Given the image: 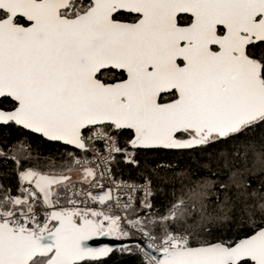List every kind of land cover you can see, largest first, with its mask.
Returning <instances> with one entry per match:
<instances>
[{"label": "snow or ice", "instance_id": "6c2138e0", "mask_svg": "<svg viewBox=\"0 0 264 264\" xmlns=\"http://www.w3.org/2000/svg\"><path fill=\"white\" fill-rule=\"evenodd\" d=\"M8 124L74 151L60 171L20 170L13 157L19 191L0 184V264H98L114 249L89 241L135 234L158 253L147 264H264V151L219 184L243 197L240 238L212 237L230 217L207 211V182L164 215H128L141 188L140 207H153L151 180L127 184L111 167L117 155L138 164L135 152L210 146L264 125V0H0ZM64 169L90 189L113 187L77 191Z\"/></svg>", "mask_w": 264, "mask_h": 264}, {"label": "trees", "instance_id": "16d2710c", "mask_svg": "<svg viewBox=\"0 0 264 264\" xmlns=\"http://www.w3.org/2000/svg\"><path fill=\"white\" fill-rule=\"evenodd\" d=\"M3 106L8 107L6 101ZM125 139H120L122 146ZM69 151L74 150L59 143L48 142L13 124L0 125V184L10 188L13 194L19 191L18 165L13 157L20 161V170L31 167L45 172L60 171L67 161L66 153ZM129 151L133 150L129 148ZM261 151H264V125L210 146L135 152L138 164L127 163L125 157L117 155L111 167L119 181L141 183L146 178L151 180L153 207L146 210L136 203L135 212L130 210L128 215H164L170 205L187 192L190 185L207 182V191L210 193L207 211L214 217H230V220L215 226L212 237L240 238L247 231L239 224L238 216L243 197L235 188L225 193L219 184L226 179L232 168L244 167L245 154L251 164L254 154ZM76 155L80 156L81 153L77 152ZM66 172L64 169V174ZM250 179L252 188H257L261 183V177L255 173ZM132 237L135 236L127 238ZM127 249L113 251L98 264H147L135 246Z\"/></svg>", "mask_w": 264, "mask_h": 264}, {"label": "built area", "instance_id": "2783aa9c", "mask_svg": "<svg viewBox=\"0 0 264 264\" xmlns=\"http://www.w3.org/2000/svg\"><path fill=\"white\" fill-rule=\"evenodd\" d=\"M88 158L89 159H93V157L91 156V153H88ZM124 159L126 161V158H124ZM72 181L76 183V190L77 191H79L81 188H83L85 191H92L93 195H97V196L103 194V192L106 191L108 187H113V185L110 184V183H108L107 180L104 181V183L106 184V187L105 188H94V189L88 188V186L86 184H81L80 181H76V180H73V179H72ZM123 182H125V181H123ZM126 183L127 184H136V185H142V184H144V182H141V183L126 182ZM128 192H129V190L126 189V188H122L120 190V193L119 194L121 196V202L122 203L127 201ZM133 197H134V200H135L134 206L136 205V203H138L140 205V201L144 199L143 189L141 188L136 193H133ZM148 199H149V202L151 203V196ZM94 206L95 207H103V206H100V205H94ZM117 214L124 215L125 213L123 211H121V210H117ZM131 236H133V235H131ZM134 236L135 237L138 236V237H136V239L141 240V241L147 243L148 245H149V243H151L146 237H144V236H142L140 234H135ZM132 238H134V237H132ZM122 239H127V237L126 238H122ZM138 253L147 262L146 255L144 253H142L140 250H138Z\"/></svg>", "mask_w": 264, "mask_h": 264}, {"label": "water", "instance_id": "95a60500", "mask_svg": "<svg viewBox=\"0 0 264 264\" xmlns=\"http://www.w3.org/2000/svg\"><path fill=\"white\" fill-rule=\"evenodd\" d=\"M17 127H19V126H17ZM19 128H21V127H19ZM22 130L29 132L28 130H25V129H22ZM34 135H36V134H34ZM66 147L71 148L70 146H66ZM66 175H69V174H66ZM88 243H89V245L91 247H105V246L112 247L114 249V251L115 250H120V249H123V248H129V247H132V246H139L141 248V251L144 254L148 253L149 255H158V253L155 252V250L153 248H149L148 247V244L143 243L142 241H140L138 239H133V238L132 239H115V238H112V237H96L92 241H89ZM105 258L106 257H102V258H100V260H103Z\"/></svg>", "mask_w": 264, "mask_h": 264}, {"label": "rangeland", "instance_id": "374dc122", "mask_svg": "<svg viewBox=\"0 0 264 264\" xmlns=\"http://www.w3.org/2000/svg\"><path fill=\"white\" fill-rule=\"evenodd\" d=\"M1 153V152H0ZM65 174H70V176L72 177L73 180L76 181H80V172L79 171H72V172H66ZM138 237V236H136ZM136 237H134V239H136ZM148 239V238H147ZM149 240V239H148ZM150 241V240H149ZM151 242V241H150Z\"/></svg>", "mask_w": 264, "mask_h": 264}, {"label": "bare ground", "instance_id": "6f19581e", "mask_svg": "<svg viewBox=\"0 0 264 264\" xmlns=\"http://www.w3.org/2000/svg\"><path fill=\"white\" fill-rule=\"evenodd\" d=\"M127 239H132V238H127ZM134 239V238H133ZM141 241V240H140ZM143 242V241H142ZM143 243H145V242H143ZM147 244V243H146ZM136 248H137V252H138V250H140L141 251V248L139 247V246H135ZM142 252V251H141ZM143 253V252H142Z\"/></svg>", "mask_w": 264, "mask_h": 264}]
</instances>
